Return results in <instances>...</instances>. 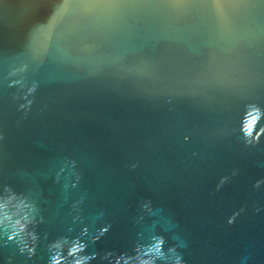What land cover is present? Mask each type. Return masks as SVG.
I'll return each instance as SVG.
<instances>
[{"label": "water", "instance_id": "obj_1", "mask_svg": "<svg viewBox=\"0 0 264 264\" xmlns=\"http://www.w3.org/2000/svg\"><path fill=\"white\" fill-rule=\"evenodd\" d=\"M177 257L264 264V0H0V264Z\"/></svg>", "mask_w": 264, "mask_h": 264}, {"label": "clouds", "instance_id": "obj_2", "mask_svg": "<svg viewBox=\"0 0 264 264\" xmlns=\"http://www.w3.org/2000/svg\"><path fill=\"white\" fill-rule=\"evenodd\" d=\"M10 86H12V85H10ZM32 91H35V89H31V90H30V92H32ZM187 139H188V138L185 137V140H187ZM247 142H248L249 144H256V143H258V142H259V133H258L255 137L247 139ZM132 167L134 168L135 165H133ZM233 175H235V173H233ZM226 182H227V178H222L221 181H220V183H219V184L217 185V187H216V191H219V190L223 187V185H224ZM261 183H262L261 181H257L256 184H255L254 186H255L256 188H259V187L261 186ZM144 207L148 209V208H149V205L146 204ZM240 211L243 212L244 209H241ZM239 214H240L239 212L234 213V214L228 219V224H229L230 226L233 225V224L235 223V221H236L237 217L239 216ZM104 231L106 232L107 229H105ZM8 239H9L10 241L13 240V236H12V235H9ZM162 241H163V240H162ZM163 245H164V241H163V244L161 245V251H162V252H163ZM28 250H29L30 253H34V248H29ZM123 255H124V254H121V255H119V256H123ZM90 257H91V259H96V256H90ZM105 257H112L113 259H115L117 256H114L112 253H108V254H106L103 258H105ZM55 264H59V261H55ZM109 264H111V260H109ZM175 264H181V258H180V257H177V258H176Z\"/></svg>", "mask_w": 264, "mask_h": 264}]
</instances>
